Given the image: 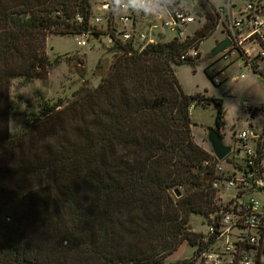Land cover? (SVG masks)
Segmentation results:
<instances>
[{"label": "trees", "instance_id": "trees-1", "mask_svg": "<svg viewBox=\"0 0 264 264\" xmlns=\"http://www.w3.org/2000/svg\"><path fill=\"white\" fill-rule=\"evenodd\" d=\"M201 4L206 21L191 38L109 47L96 87L45 103L11 133L12 81L46 76L49 34L83 32L76 15L87 21L91 2L0 0V264H165L185 242L195 246L190 215L216 207L204 181L212 152L191 129L190 109L204 97L184 93L173 66L196 63L180 60L181 50L218 27L213 1ZM204 99L221 130L223 101Z\"/></svg>", "mask_w": 264, "mask_h": 264}, {"label": "built area", "instance_id": "built-area-1", "mask_svg": "<svg viewBox=\"0 0 264 264\" xmlns=\"http://www.w3.org/2000/svg\"><path fill=\"white\" fill-rule=\"evenodd\" d=\"M221 1L216 6L213 2V6L218 27L222 26V40L229 38L231 45L219 56L224 57L228 65L235 61L251 68L264 83V6L252 0L242 6L237 5V0ZM90 2L91 13L87 21L82 14L76 15V21L85 28L74 35L81 46L95 40L108 47L121 45L143 51L173 39L185 41L199 29L193 34L186 33L198 17V12L194 15L191 8L198 6L199 13L204 14L201 0H176L175 4L168 0V11L160 15L127 10L113 0ZM200 18L205 23V16ZM204 41L186 46L179 59L197 61ZM245 78L244 72L235 77L236 81ZM214 82L220 85L222 80L215 78ZM243 105L252 109L246 102ZM234 136L238 147L229 143L232 150L226 156L235 168L233 172H226L213 152L212 158L203 164L209 174L207 182L218 197L215 198V209L204 218L208 232L198 233L190 264H220L224 259L238 260L240 264H264V121L260 128L244 129ZM242 151L244 157L239 162L236 155ZM230 190L233 192L228 193Z\"/></svg>", "mask_w": 264, "mask_h": 264}, {"label": "rangeland", "instance_id": "rangeland-1", "mask_svg": "<svg viewBox=\"0 0 264 264\" xmlns=\"http://www.w3.org/2000/svg\"><path fill=\"white\" fill-rule=\"evenodd\" d=\"M247 1L249 0H237V5L242 6ZM252 1L261 2L264 6V0ZM213 2L215 6L222 3L221 0ZM199 10L198 6L191 8L194 15L198 12V17L197 21L187 28V34H193L204 23L200 18L204 14L199 13ZM222 31V26L217 27L216 31L201 44V57L192 64L193 66L183 64L174 65L173 68L184 93L204 98L214 97L223 101L225 125L219 132L226 144L232 143L237 148L234 134L244 129L256 130L264 121V83L251 68L240 66L235 61L228 65L224 62V57H220L219 54L211 56V51L223 38ZM170 35L174 36V33ZM103 41L106 42V39L103 38ZM108 49L106 44L99 41L91 40L89 45L81 46L74 36L50 33L46 42V54L52 65L47 67V72L44 73L47 75L29 82H25L23 78L12 81L10 95L13 110L9 117V131L11 133L20 131L27 120L43 110L42 105L45 103L54 104L61 101L66 104L83 90L96 87L107 74L113 61V53ZM80 59L83 62H80ZM206 69L213 80L208 76ZM243 72L247 74V78L236 81L235 77ZM215 78L221 79L222 83L216 85ZM204 98L190 109L194 122L191 129L194 141L212 152L207 141V128L216 127V108L213 104H206ZM245 102L251 105V110L243 105ZM243 157V151L236 155L239 162ZM220 164L226 172L235 170L228 158L223 159ZM179 190L183 193V189ZM174 191L171 190L170 194L176 199ZM232 192L228 191V193ZM215 197H218L217 193ZM189 223L196 233L208 232L204 217L198 213L190 215ZM44 251L50 250L44 249ZM193 251L194 248L185 242L178 251L165 260V264L189 259Z\"/></svg>", "mask_w": 264, "mask_h": 264}, {"label": "water", "instance_id": "water-1", "mask_svg": "<svg viewBox=\"0 0 264 264\" xmlns=\"http://www.w3.org/2000/svg\"><path fill=\"white\" fill-rule=\"evenodd\" d=\"M230 45H231V41L229 38L223 39L222 41L218 42L216 46L213 48V50L211 51V56L212 57L217 56L218 54L225 51ZM260 81L263 83L262 80ZM207 141L210 144L213 154L217 157L219 161L225 159L226 156L232 150V146L224 142V138L220 134L217 126L207 128ZM208 180H209V174L207 173L204 181H208ZM174 192L176 193L177 197L181 195V192L178 188L175 189Z\"/></svg>", "mask_w": 264, "mask_h": 264}, {"label": "clouds", "instance_id": "clouds-1", "mask_svg": "<svg viewBox=\"0 0 264 264\" xmlns=\"http://www.w3.org/2000/svg\"><path fill=\"white\" fill-rule=\"evenodd\" d=\"M117 6H122L127 10L143 12L146 15H160L169 9L168 0H113ZM172 4L176 0H171Z\"/></svg>", "mask_w": 264, "mask_h": 264}]
</instances>
